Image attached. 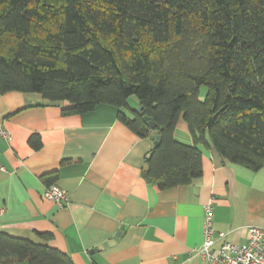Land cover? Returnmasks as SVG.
<instances>
[{"label": "trees", "instance_id": "1", "mask_svg": "<svg viewBox=\"0 0 264 264\" xmlns=\"http://www.w3.org/2000/svg\"><path fill=\"white\" fill-rule=\"evenodd\" d=\"M206 88L202 100V88ZM101 105L141 138H161L147 160L161 191L202 177L199 145L252 172L264 169V0H0V93ZM184 120L193 145L176 141ZM30 145L42 146L38 135ZM47 187L57 175L46 177ZM45 240L50 234H39ZM74 264L46 245L0 232V264Z\"/></svg>", "mask_w": 264, "mask_h": 264}, {"label": "crops", "instance_id": "2", "mask_svg": "<svg viewBox=\"0 0 264 264\" xmlns=\"http://www.w3.org/2000/svg\"><path fill=\"white\" fill-rule=\"evenodd\" d=\"M128 106L121 111L132 118ZM69 107L39 94L0 93V126L11 135L9 142L0 138L1 233L56 249L74 264H208L196 252L204 243L206 205L213 203L214 229L229 242L245 243L249 226L264 229V169L252 172L199 145L202 177L161 191L144 177L155 144L124 125L120 109L101 105L66 116ZM185 123L174 137L193 145ZM33 135L41 139L38 150L29 143ZM52 174L68 206L43 198ZM128 222L134 225L120 240L101 249Z\"/></svg>", "mask_w": 264, "mask_h": 264}, {"label": "built area", "instance_id": "3", "mask_svg": "<svg viewBox=\"0 0 264 264\" xmlns=\"http://www.w3.org/2000/svg\"><path fill=\"white\" fill-rule=\"evenodd\" d=\"M0 138L10 141V133L0 126ZM0 170L5 171L0 165ZM43 198L54 202L59 207L69 205L68 193L62 188L51 185L46 187ZM214 205L210 203L204 208V243L196 252L208 264H264V229L249 226L246 229V242L243 244L232 243L226 240L225 233H218L214 229ZM6 212L0 208V217ZM222 242L218 249L216 244Z\"/></svg>", "mask_w": 264, "mask_h": 264}, {"label": "water", "instance_id": "4", "mask_svg": "<svg viewBox=\"0 0 264 264\" xmlns=\"http://www.w3.org/2000/svg\"><path fill=\"white\" fill-rule=\"evenodd\" d=\"M135 111L142 116L143 121L147 124L149 130L152 131L151 140L154 142L155 145H158L160 143L161 138L155 132L157 124L154 121H152L148 116H146V113L144 111V107L142 105H140ZM150 157H151V155L148 156V158H150ZM148 169H149V167H148V165H146L145 169H144V177L146 179L148 178ZM148 182L151 184V182L149 180H148ZM131 225H134V223L133 222H128L126 225H124L119 230V232L115 235V237L112 240L106 242L101 247V249L109 248V247L114 246L120 240V238L124 235V232L126 230H128V227L131 226Z\"/></svg>", "mask_w": 264, "mask_h": 264}, {"label": "rangeland", "instance_id": "5", "mask_svg": "<svg viewBox=\"0 0 264 264\" xmlns=\"http://www.w3.org/2000/svg\"><path fill=\"white\" fill-rule=\"evenodd\" d=\"M206 91H207V89L204 87V88H202V93H201V99L202 100H204V98H205V94H206ZM137 103H138V99L136 98V97H131L130 99H129V104L136 110L139 106H137Z\"/></svg>", "mask_w": 264, "mask_h": 264}]
</instances>
